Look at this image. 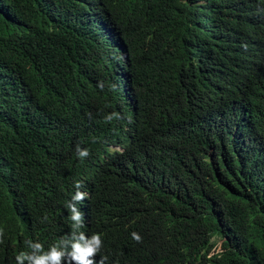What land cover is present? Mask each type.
Masks as SVG:
<instances>
[{
	"label": "trees",
	"instance_id": "1",
	"mask_svg": "<svg viewBox=\"0 0 264 264\" xmlns=\"http://www.w3.org/2000/svg\"><path fill=\"white\" fill-rule=\"evenodd\" d=\"M106 26L129 73L140 71L134 113L113 87L122 62ZM252 34L264 35V0H0V264H16L24 200L49 210L54 242L69 228L74 183L91 173L111 192L99 202L106 254L264 264V80L244 67L259 51ZM247 88L260 108L236 107ZM113 112L121 118L106 122ZM129 124L134 147L123 143Z\"/></svg>",
	"mask_w": 264,
	"mask_h": 264
},
{
	"label": "clouds",
	"instance_id": "2",
	"mask_svg": "<svg viewBox=\"0 0 264 264\" xmlns=\"http://www.w3.org/2000/svg\"><path fill=\"white\" fill-rule=\"evenodd\" d=\"M87 15L94 17L92 10L85 8ZM247 23L250 28L257 33L263 30V25L259 17L247 15ZM104 37L109 39L114 46L112 52L117 59L122 62L114 64L113 84L117 90L122 104L134 113L138 108L137 93H139L138 74L136 78L134 74L129 73L130 55L124 48L123 42L115 33L106 26L103 30ZM253 42L259 45V51L254 60L244 66L246 69H254L256 74L255 83L258 80H264V35H251ZM129 58V59H128ZM128 66V67H127ZM100 89L104 88L102 82L97 85ZM251 91L245 89V99L241 96V103L237 104L239 110L260 108L251 101ZM119 113L113 112L105 116V121L111 123L114 119H120ZM130 127H123L121 133L123 135V143L126 146L134 147L136 145L137 128L129 124ZM143 140L146 149L151 150L153 146L147 140ZM112 148L119 152L123 151V147L119 145H111ZM154 151V149H153ZM156 152V151H154ZM77 157L83 161L90 156L87 148H76ZM87 170H83L77 177L79 179ZM111 192L104 187L103 179L94 173H91L88 179H79L74 183V188L69 195V202L66 207L69 210V228L67 232L53 242L50 235L49 226L52 223L49 210L41 207H31L24 200V209L20 212L19 222L17 225L16 237L21 240L18 254L15 256L16 264H150V259L143 255L139 247L132 248L127 251L126 255L120 257L110 256L105 253L103 240L99 232L104 230L103 214L106 211L104 204H99L100 200ZM6 234L5 227L0 224V243H3V236ZM130 237L137 243L142 241V237L133 232ZM213 252L218 251L217 246L211 249ZM210 251V253H211ZM208 255H210L208 253Z\"/></svg>",
	"mask_w": 264,
	"mask_h": 264
},
{
	"label": "rangeland",
	"instance_id": "3",
	"mask_svg": "<svg viewBox=\"0 0 264 264\" xmlns=\"http://www.w3.org/2000/svg\"><path fill=\"white\" fill-rule=\"evenodd\" d=\"M218 242H219V241L216 242V245H218Z\"/></svg>",
	"mask_w": 264,
	"mask_h": 264
}]
</instances>
